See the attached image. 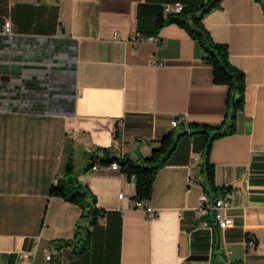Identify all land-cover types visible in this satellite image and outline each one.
Segmentation results:
<instances>
[{"label": "crops", "instance_id": "crops-1", "mask_svg": "<svg viewBox=\"0 0 264 264\" xmlns=\"http://www.w3.org/2000/svg\"><path fill=\"white\" fill-rule=\"evenodd\" d=\"M207 2L0 0V264H264V0H225L204 20L246 78L237 133L211 152L216 186L232 188V227L218 232L199 211L205 136L183 138L157 174L154 219L130 207L121 170H88L98 150L151 157L174 121L223 123L228 89L199 44L177 25L157 29L165 6ZM70 165L103 213L85 251L64 246L87 226L83 209L50 196Z\"/></svg>", "mask_w": 264, "mask_h": 264}, {"label": "trees", "instance_id": "trees-1", "mask_svg": "<svg viewBox=\"0 0 264 264\" xmlns=\"http://www.w3.org/2000/svg\"><path fill=\"white\" fill-rule=\"evenodd\" d=\"M224 1L208 0L201 7H183L181 13L162 17L157 22L158 30L168 25L179 26L199 44L204 53V62L213 70L214 84L228 89L223 123L219 126L182 123L176 132H172L161 142L160 147L155 149L149 158L115 157L109 150H98L89 155L88 170L95 167H108L114 163L121 167V171L135 185L134 201L144 203L151 201L157 174L170 163L179 142L187 136H205L207 139L204 149L205 163L202 166L201 175L202 186L210 202L215 203L232 191V188L220 189L216 186V170L211 163V152L216 141L237 133L238 116L245 107L246 78L242 71L232 65L229 48L217 44L204 25L205 18L220 10ZM257 1L261 2V0ZM50 196L63 199L83 209L82 220L87 223V226H78L75 240L66 242L64 246L83 243L81 251H85L91 239V228L98 224L103 213L96 208V200L91 192L79 183L72 165L51 188ZM50 264H62L59 255L54 256Z\"/></svg>", "mask_w": 264, "mask_h": 264}, {"label": "built area", "instance_id": "built-area-1", "mask_svg": "<svg viewBox=\"0 0 264 264\" xmlns=\"http://www.w3.org/2000/svg\"><path fill=\"white\" fill-rule=\"evenodd\" d=\"M183 11L182 5H167L164 8L165 15H171V14H179ZM11 24L8 22L5 25V33L11 34ZM145 40L143 38H138L136 42H144ZM1 79V75H0ZM0 85H2L0 80ZM180 125L179 122L174 121L172 126L174 129L178 128ZM112 169L115 171H120L121 167L114 163L111 165ZM119 199L123 202L126 200V197L124 194L119 196ZM130 207L134 210H140L143 211L146 216L149 219H154L157 217V211L152 209L147 203L139 202V201H132L130 202ZM231 208V203L225 199H218L215 203H211L207 196L202 197L200 201V207L199 211L202 216H207L210 212L214 213V223L217 227H219L220 230H226L233 226V219L228 216L227 212ZM205 227H210L208 222L204 223ZM24 259L30 260L31 256L26 254L24 255ZM47 262L52 261V256L50 254L47 255L46 258Z\"/></svg>", "mask_w": 264, "mask_h": 264}, {"label": "rangeland", "instance_id": "rangeland-1", "mask_svg": "<svg viewBox=\"0 0 264 264\" xmlns=\"http://www.w3.org/2000/svg\"><path fill=\"white\" fill-rule=\"evenodd\" d=\"M64 102H66V101H50V108L53 106L54 110H57V106L60 107L62 103L64 104ZM69 102H66V103H69ZM27 109H30V111L34 110V108H32V109L31 108H27ZM36 110L37 109H35V111Z\"/></svg>", "mask_w": 264, "mask_h": 264}, {"label": "water", "instance_id": "water-1", "mask_svg": "<svg viewBox=\"0 0 264 264\" xmlns=\"http://www.w3.org/2000/svg\"><path fill=\"white\" fill-rule=\"evenodd\" d=\"M216 230L219 232V227H216Z\"/></svg>", "mask_w": 264, "mask_h": 264}]
</instances>
